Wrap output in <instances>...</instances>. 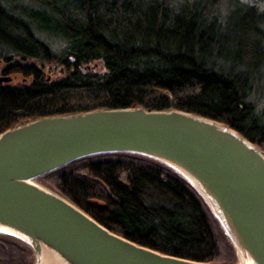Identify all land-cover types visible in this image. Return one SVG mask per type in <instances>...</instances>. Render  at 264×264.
Wrapping results in <instances>:
<instances>
[{
    "label": "trees",
    "instance_id": "obj_1",
    "mask_svg": "<svg viewBox=\"0 0 264 264\" xmlns=\"http://www.w3.org/2000/svg\"><path fill=\"white\" fill-rule=\"evenodd\" d=\"M222 1L0 0V77L11 78L0 82V133L42 116L142 106L223 122L264 152V7L225 0L223 14ZM230 7L246 16L238 33L227 28ZM37 180L140 245L236 261L202 196L153 158L96 154ZM33 261L29 246L0 234V264Z\"/></svg>",
    "mask_w": 264,
    "mask_h": 264
},
{
    "label": "water",
    "instance_id": "obj_2",
    "mask_svg": "<svg viewBox=\"0 0 264 264\" xmlns=\"http://www.w3.org/2000/svg\"><path fill=\"white\" fill-rule=\"evenodd\" d=\"M9 76L0 77L8 82ZM127 152L153 158L202 196L236 254L264 264V152L231 126L177 109L126 107L42 116L0 133V234L39 264H210L112 232L37 180L74 160Z\"/></svg>",
    "mask_w": 264,
    "mask_h": 264
},
{
    "label": "rangeland",
    "instance_id": "obj_3",
    "mask_svg": "<svg viewBox=\"0 0 264 264\" xmlns=\"http://www.w3.org/2000/svg\"><path fill=\"white\" fill-rule=\"evenodd\" d=\"M260 2L262 3V6L264 7V0H260ZM220 6V10L223 14H226L228 11V4L225 0H223L221 2V4H219ZM229 10H232L231 13L228 14L229 18H228V29L230 31H233L235 33H238L240 31H242V22H244L245 19V15L244 12L241 10V8L239 7H235V11L234 9H232V7L229 8ZM263 31H264V24H263ZM21 76H15V79L13 80L14 83L20 82L21 81ZM263 86V85H262ZM262 93V95L264 96V87L262 89V87L260 88V94Z\"/></svg>",
    "mask_w": 264,
    "mask_h": 264
},
{
    "label": "bare ground",
    "instance_id": "obj_4",
    "mask_svg": "<svg viewBox=\"0 0 264 264\" xmlns=\"http://www.w3.org/2000/svg\"><path fill=\"white\" fill-rule=\"evenodd\" d=\"M54 255L49 252H44L41 257H39V264H59L58 261L54 259Z\"/></svg>",
    "mask_w": 264,
    "mask_h": 264
}]
</instances>
